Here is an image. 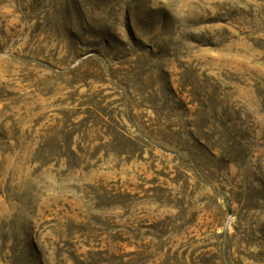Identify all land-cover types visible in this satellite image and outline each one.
Returning a JSON list of instances; mask_svg holds the SVG:
<instances>
[{
  "label": "rangeland",
  "instance_id": "1",
  "mask_svg": "<svg viewBox=\"0 0 264 264\" xmlns=\"http://www.w3.org/2000/svg\"><path fill=\"white\" fill-rule=\"evenodd\" d=\"M0 264H264V0H0Z\"/></svg>",
  "mask_w": 264,
  "mask_h": 264
}]
</instances>
